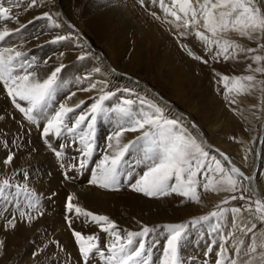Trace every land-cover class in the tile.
<instances>
[{
	"label": "rangeland",
	"instance_id": "obj_1",
	"mask_svg": "<svg viewBox=\"0 0 264 264\" xmlns=\"http://www.w3.org/2000/svg\"><path fill=\"white\" fill-rule=\"evenodd\" d=\"M0 2L5 7H10L11 14L18 16L19 21L0 22V30L5 27L15 30L20 24L27 25L19 35H13L3 42L4 47L15 46L26 54L27 60L38 64L35 71L41 79L46 78L61 63L65 66L59 74L62 83L52 102L53 107L58 108L60 103L74 107L85 101L81 108H76L70 114V119H74L81 111H86L101 94L99 84L91 91L81 90L87 88L91 80H103L107 84L105 91L129 88L148 100H163L175 113L184 116L188 114L187 120L197 125V129H202L203 133L200 135L205 140L207 150L217 155L226 168L234 164L246 176L253 177L251 187L256 190L253 200L264 199V83H257L254 88L241 93L236 97L237 104L229 106V101L225 99L226 89L221 83L222 75L213 73L214 78L207 83H195L197 90L190 97L189 103L177 98L170 69L175 31L162 17H165L163 13L159 15L155 12L159 19L155 18L153 12L144 3L141 4L140 0H44L42 5L31 9L27 8L30 0H23L19 6L15 0L11 4L8 0ZM149 4H153L151 9H154L155 2ZM43 12H50L54 16L59 14L64 23L58 29L50 28L46 19H35ZM69 34V40L52 42L57 35ZM227 36L245 47L258 48L256 41L241 37L236 32H229ZM194 43L195 46H201L198 39ZM256 54L264 55V51L247 54V58L245 53H238L235 61L221 57L217 62L221 69L223 64L225 70L234 71L236 76L250 75L254 73L248 65L251 64L253 68L257 66L251 59ZM81 56L85 58L80 59ZM208 61L206 66L210 70L213 60ZM261 66H264V62ZM95 67H100L101 72H93ZM89 74L90 79H85ZM254 75L258 82L264 81V73ZM200 89L203 93L199 92ZM72 93L75 95H71ZM120 95L121 93H117V97L106 102V105L117 103ZM0 117V181L8 178L13 184L27 185L32 193L29 196L24 192L8 189L7 199L0 197V211L7 208L17 212V208L10 202L16 198L25 207L26 201L38 200L43 212V215L31 223L23 221L22 228L12 235L14 240L9 238L8 230L2 228L4 232L0 234V240H4L5 244L0 248V264H81L73 230L80 231L85 236L98 235L101 247L108 242V234L102 232L98 224L83 216L77 217L74 213L66 212V198L69 194H74V203L87 211L108 216L122 230L138 231L143 225L154 228L149 237L150 243L157 241L152 253L154 260L161 256L166 244V226L189 224L181 242L182 264H214L219 248V236L212 233L216 219L202 221L194 226L190 222L216 210L230 193L209 189L202 194L203 189L200 187L197 190L200 201L196 202L175 193L147 197L127 185L119 190L100 188L89 184L91 169L102 158L106 138L115 127L114 119L101 116L97 120L98 148L88 167L80 173L66 167V163H78L79 145L73 146L64 137L57 139L52 136L48 142L53 147L65 144L64 161H61L42 136L43 123L34 125L24 120L22 114L14 108L2 83ZM137 135L139 132H127L122 141L133 140ZM216 150L226 154L230 163L224 161ZM10 151L15 152V157L13 163L6 167L3 161ZM139 156L136 149L127 155L125 171L131 168L142 174V166L137 164ZM65 172L73 179H66ZM243 203L244 201L239 200L229 201L227 206H240ZM242 214L247 216L243 210ZM69 219L72 221L71 227ZM4 222L0 219V225ZM230 226L229 214L228 226L221 231L226 233ZM262 230L264 224L257 222L255 231L260 234ZM236 235L243 238L246 244L250 243L251 234L245 237L237 232ZM214 238L217 241L215 244L212 243ZM45 244L48 245L46 248ZM210 247L211 252L208 251ZM38 248H43V251L34 257L33 252ZM230 254L234 256L231 247ZM93 264H99L97 258H93Z\"/></svg>",
	"mask_w": 264,
	"mask_h": 264
},
{
	"label": "snow or ice",
	"instance_id": "obj_2",
	"mask_svg": "<svg viewBox=\"0 0 264 264\" xmlns=\"http://www.w3.org/2000/svg\"><path fill=\"white\" fill-rule=\"evenodd\" d=\"M140 2L143 4L144 0ZM8 3H13V0H8ZM15 3L19 6L23 0H15ZM43 3L44 0H30L27 8L31 9ZM159 3L165 19L175 29L174 35L179 39L194 34L203 42L205 51L212 60H219L221 57L224 60L235 59L238 53H245L247 58V54L264 51V42H262L264 41V6H262L264 0H172L171 7L166 5L164 0H159ZM11 12L10 7H5L4 3L0 2V22L15 20L19 23L18 16H13ZM152 15L159 19L155 12ZM169 16L171 20L167 19ZM41 18L48 21L50 28L58 29L64 23L59 14L54 16L50 12H43L35 19ZM26 26L20 24L15 30H9L7 27L0 30V83L3 84L14 108L22 114L24 120L34 125L43 123L42 136L47 146L61 161H64L65 144H60L58 148L53 147L48 142L52 136L57 139L64 137L73 146L79 145L78 163L65 162L66 167L80 173L88 167L91 157L98 148L96 122L101 116H108L116 121L115 127L106 138L102 158L91 169L89 184L111 190H119L123 185H127L147 197H162L175 193L196 202L200 201L197 191L200 187L205 191L211 189L230 193L231 195L226 197L216 210L194 218L190 224L194 226L202 221L216 219L212 233L219 236V248L216 251L214 264H264V230L260 234L255 231L257 222L264 224V199L253 200V196L256 195V190L251 187L253 177L246 176L234 164L226 168L217 155L207 150L205 140L196 132L197 125L188 121L183 114L175 113L163 100L158 98L148 100L129 88L105 91L107 84L103 80H91L89 86L81 90L91 91L99 84L101 94L94 99L86 111H81L74 119H70V114L76 108H81L85 101L74 107L65 103H60L58 108L52 106L62 83L59 74L65 66L61 63L54 67L46 78L41 79L35 71V68L39 67L38 64L27 60L26 54L17 50L15 46H3V42L13 35H19ZM229 32H236L241 37L256 41L258 48L245 47L229 38L227 36ZM69 39L71 34L57 35L52 42ZM181 47L188 49V54L194 59L204 64L209 63L203 56L195 55L187 44H181ZM251 59L257 66L253 68L249 64L248 68L254 74L264 73V66H261L264 55L256 54L251 56ZM93 72L100 73L101 68L95 67ZM254 74L221 77V83L226 89L225 99L229 101V106L237 104L236 97L241 93L254 88L257 83H264V81L258 82ZM90 77L91 74L85 79ZM117 93H121L118 102L111 106L106 105V102L117 97ZM68 98L70 99L71 96ZM232 110L236 111L235 108ZM127 132H139V135L133 140L123 142L122 138ZM133 149L140 153L137 164L142 166V174L131 168L125 171L126 157ZM216 151L224 161H228L224 153ZM14 157L15 152L10 151L3 163L12 164ZM64 175L68 180L73 179L68 172ZM8 189L24 192L29 196L32 194L27 185L13 184L10 179L4 178L0 181V197L7 199ZM246 193L248 195H245ZM66 199L67 213H74L77 217L83 216L86 220L98 224L100 230L109 236L108 242L101 247L98 235L85 236L80 231L73 230L81 264H93V258H97L99 264H182L181 242L189 224L177 223L166 226L168 230L166 244L161 256L154 260L152 253L157 241L149 242L154 228L143 225L138 231L122 230L108 216L87 211L74 203V194H69ZM237 200L244 203L240 206H227L229 201ZM10 202L18 211L12 212L7 208L0 211V219L5 221L0 227L4 230L15 229L20 221L31 223L43 215L38 200L26 201L27 207L21 205L16 198ZM242 210L247 216L242 214ZM229 214L231 226L225 233L221 229L228 226ZM68 224L71 227L70 219ZM237 232L245 237L251 234L250 243L246 244L243 238L236 235ZM229 240H231L230 246ZM216 242L214 238L212 243ZM4 244L5 241L0 240V248ZM47 246L45 244L44 248ZM230 247L234 256L230 254ZM41 251L43 248H38L33 252V256ZM208 251H212L211 247Z\"/></svg>",
	"mask_w": 264,
	"mask_h": 264
},
{
	"label": "bare ground",
	"instance_id": "obj_3",
	"mask_svg": "<svg viewBox=\"0 0 264 264\" xmlns=\"http://www.w3.org/2000/svg\"><path fill=\"white\" fill-rule=\"evenodd\" d=\"M164 1H166V0H164ZM149 2H153V0H144V4L152 12H156L159 15H160V13L164 14V11L160 7L159 0H155L154 9H151V6L153 4H149ZM165 4L171 7L172 6V0L166 1ZM262 6H264V5H262ZM162 17L165 18L164 16H162ZM168 19L171 20L172 18L169 16ZM173 30L175 31L174 28H173ZM196 39L197 38L195 37L194 34L191 35V36H188V37H179V39L177 38V36H175V41H174V45H173V50L174 51H173V55L171 56L172 57V67L170 69H171V77H172V81H173V85H174V93L177 96V98H179L181 100L185 99L186 103H189L188 101L191 99L190 97L197 90L196 89L197 87H196V84H195L196 82L198 84L199 83L202 84V83H205V82L207 83L208 80H211V79L214 78L213 77V73H219V75L220 74L222 76L227 75L229 77L236 76L234 74V71L225 70V67L223 68V64H221V67H222V69H221L219 67L220 65L218 64L217 60H213V65H212L211 69L209 70V68H207L206 64H204L201 61H198V60L194 59L192 56H190L188 54V49H185V48L181 47V44H187L188 48H190L195 55L203 56L207 60L211 59V57L205 51V46H204L203 42L199 41L201 43L202 47L201 46H195L194 41ZM231 62H232V59H231ZM206 89H208V88H206ZM199 92L203 93V90L200 89ZM175 107L178 109L177 106H175ZM185 117L188 118V114ZM263 120H264V118H263ZM196 131L199 134L203 133L202 129H199V128L196 129ZM228 163H230V162H228ZM2 166H3V164H2ZM6 167H7V165H6ZM203 193H205L204 189L202 190V194ZM9 215H10V213H9ZM23 223H24L23 221H20V222L17 223V226L15 227V229H8L7 233L10 236L9 238L12 239L14 237V236L12 237L13 233H16V231L18 232V230L20 228H22L21 225ZM3 232L4 231H3L2 227H0V234L2 235ZM12 240H14V239H12Z\"/></svg>",
	"mask_w": 264,
	"mask_h": 264
}]
</instances>
